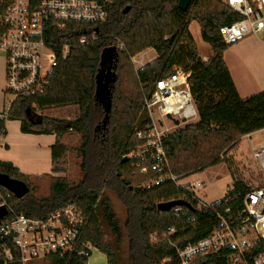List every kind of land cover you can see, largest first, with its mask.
Listing matches in <instances>:
<instances>
[{"label": "trees", "instance_id": "trees-1", "mask_svg": "<svg viewBox=\"0 0 264 264\" xmlns=\"http://www.w3.org/2000/svg\"><path fill=\"white\" fill-rule=\"evenodd\" d=\"M98 1L106 6L107 19L96 24H71L70 30L61 34L69 36V54L62 57V41L46 93L34 99H19L10 111V116L21 122L23 133L56 135V143L51 147L55 173L61 172L59 161L68 150L63 138L69 132L77 133L82 177L77 183L67 177H51L50 195L39 197L35 195L37 183L32 176L2 161L1 174L30 188L23 199L11 196L10 207L16 215L36 219L46 218L68 205L81 211L85 222L74 252L53 254L41 261L88 264L95 250L106 256L108 264H121V245L128 239L134 264H179L177 251L170 243L184 247L205 238L215 225L217 205L224 203L234 211L241 210L245 195L253 188L234 177L233 190L204 211L198 208L200 199L187 186H179L169 178L159 185L152 183L167 172L181 181L224 162L231 167L227 156L241 139L264 130V91L242 98L223 59L224 51L231 45L222 41L219 29L241 16L219 0H193L186 12L179 9V0ZM193 21L200 24L202 39L214 50L207 62L199 56L189 31ZM73 29L95 33V40L88 35L89 43L78 45L82 33ZM109 47L117 48L118 63L111 110L107 112L96 97V76L101 54ZM148 49L155 50L157 58L136 70L133 58ZM175 66L190 74V90L199 120L163 140L169 168L159 174L152 169L157 159L143 161L138 156H126L145 144L137 135L147 131L144 101L158 80L173 74ZM66 107L78 108L75 119H54L48 123L47 117H32V113ZM137 187L139 191L135 190ZM106 192L118 196L125 206L129 216L126 227L121 225ZM176 200L188 202L192 209L184 207L180 213L158 210L160 203ZM170 228L176 229L173 234L168 233ZM109 235L114 241L109 240ZM14 255L15 259L7 264H22L19 253ZM204 261L199 258L192 264ZM0 264L5 262L0 260Z\"/></svg>", "mask_w": 264, "mask_h": 264}, {"label": "built area", "instance_id": "built-area-1", "mask_svg": "<svg viewBox=\"0 0 264 264\" xmlns=\"http://www.w3.org/2000/svg\"><path fill=\"white\" fill-rule=\"evenodd\" d=\"M219 1L241 16L240 20L219 29L226 45H236L247 37L264 40V0ZM107 17L106 6L98 0H0V54L6 61L5 92L14 98L7 110L0 113V148L6 147V122L13 119L12 106L19 99L42 96L49 88L62 41L65 43L61 55L68 56L69 36L61 34L70 30L71 24H96ZM73 30L82 33L78 45H87L88 35L95 40V33ZM189 77V73L175 66L172 75L156 82L143 104L147 131L137 134L146 141L142 154L135 151L126 157L157 159L152 169L159 174L168 170L163 140L199 120ZM253 162L258 184L245 195L241 210L234 211L221 203L215 208V225L205 238L184 247L170 243L177 251L179 264H192L199 258L205 260L203 264H264V143L253 149ZM166 178L187 186L193 193L203 187L200 181L182 183L168 172L152 183L159 185ZM11 196V192L0 186V211L8 212L0 221V260L7 264L15 259L17 252L22 264H27L53 254L63 256L74 252L85 222L76 206L68 205L46 218L36 219L14 214L9 203ZM210 207L211 204L200 199V210ZM183 208L173 210L180 213ZM175 230L170 228L168 233Z\"/></svg>", "mask_w": 264, "mask_h": 264}, {"label": "rangeland", "instance_id": "rangeland-1", "mask_svg": "<svg viewBox=\"0 0 264 264\" xmlns=\"http://www.w3.org/2000/svg\"><path fill=\"white\" fill-rule=\"evenodd\" d=\"M189 31L191 32L199 56L212 58L214 56V50L212 46L206 43L202 39L201 27L197 21H193L190 24ZM251 40L247 37L244 41ZM243 42V41H242ZM241 43V42H240ZM239 44V43H238ZM229 46L223 53V59L228 60L232 58L237 45ZM156 51H147L143 54L136 56V61H143L142 64H137V67L143 64L147 65L150 61H154L156 57ZM134 59V58H133ZM203 60V59H202ZM134 67L135 63L133 60ZM136 70H138L136 68ZM6 61L0 54V113H4L7 110V106L13 101V96L5 92L6 90ZM127 85V84H126ZM79 113L76 107H66V108H51L43 111L42 113H34L33 118L38 119L39 115L47 117L48 123L51 120H63L69 121L76 118ZM198 122V121H197ZM21 122L15 119H10L6 122L7 135L5 138L6 147L0 148V161L10 162L16 166L26 165L28 167L32 166L31 170H24L32 176V179L37 183L35 195L39 197L49 196L51 177H67L72 183H77L81 177L82 173L80 170L81 159L76 151L80 145V136L77 133L69 132L65 135L62 141L66 144L67 152L64 157L59 161L58 168L61 170L60 173L53 172V166L51 156H48L47 142L44 140H52L56 143L55 136L51 135H36V134H25L21 131ZM264 143V131L253 136L252 138L243 137L240 144L227 156L230 158L232 166L230 167L227 162H224L218 166L212 167L204 171L203 173L192 175L185 178L182 181H200L203 184L201 189H195L196 196L208 204L216 203L224 199L227 193L233 190V178L239 177L244 182L249 184L251 187H255L258 184L257 170L253 162V149ZM144 146V145H143ZM143 146L138 147L137 153L142 154ZM8 147V148H7ZM48 160V161H47ZM35 162L40 163L45 166L36 170ZM47 164L50 167L47 168ZM32 171V172H29ZM40 171L41 174H36ZM236 174L233 176V174ZM150 181L144 182L141 187L147 186ZM106 195L111 199L113 209L123 227H126V222L128 221V213L125 206L122 204L120 198L111 192H106ZM109 240L114 241V238L109 235ZM97 255H102L100 252L93 250V257ZM121 264H134L133 256L130 252V243L126 239L121 245V251L119 253ZM34 264H51L49 261L37 260Z\"/></svg>", "mask_w": 264, "mask_h": 264}, {"label": "crops", "instance_id": "crops-1", "mask_svg": "<svg viewBox=\"0 0 264 264\" xmlns=\"http://www.w3.org/2000/svg\"><path fill=\"white\" fill-rule=\"evenodd\" d=\"M250 38L251 40H249L248 42L243 41L236 46L237 49L235 50L232 58L228 60L225 59V62L230 70L231 76L238 90V93L242 98H247L251 95L264 91V40L256 37H250ZM152 50L153 49H148L144 52L152 51ZM144 52H142L141 54H143ZM156 58L157 55L155 59ZM202 59L207 62L210 58L208 59L207 57L206 58L202 57ZM133 60L137 69H141L145 66V64H143L142 66L137 67V64H142L143 61L140 62L136 61V57H134ZM262 131L264 130L249 134L247 136L248 138H252L253 136L261 133ZM55 139L57 140L56 136ZM44 142H47L48 144L47 146L48 148H50L49 151H47V154L48 156H51V160H52L51 147L55 144V142L49 139L44 140ZM14 166L17 167L20 170V172L25 175H33V174H28L24 171L26 169L31 170L32 166L28 167L26 165H23L22 163L18 166L16 165ZM21 166L24 168V170L22 169ZM41 167H43V169H46V167L42 166L39 162L38 163L35 162L36 170H38ZM47 168L48 169L50 168L48 164H47ZM52 168L53 166H51L50 169ZM36 174H41V172L39 171ZM88 264H108V261L106 256L102 254V255H97L96 257L92 256L89 259Z\"/></svg>", "mask_w": 264, "mask_h": 264}, {"label": "water", "instance_id": "water-1", "mask_svg": "<svg viewBox=\"0 0 264 264\" xmlns=\"http://www.w3.org/2000/svg\"><path fill=\"white\" fill-rule=\"evenodd\" d=\"M193 0H179L178 7L181 11L186 12L192 5ZM118 63V51L116 47L105 48L101 54L100 69L96 76V97L104 104L107 112L111 110V91L116 83V70ZM0 186L10 191L17 199H23L30 193V188L22 181L14 180L7 175L0 173ZM139 191L140 188H135ZM176 207H187L192 209V206L184 200H176L167 203H160L158 210L168 212ZM7 216V210L0 211V221Z\"/></svg>", "mask_w": 264, "mask_h": 264}, {"label": "bare ground", "instance_id": "bare-ground-1", "mask_svg": "<svg viewBox=\"0 0 264 264\" xmlns=\"http://www.w3.org/2000/svg\"><path fill=\"white\" fill-rule=\"evenodd\" d=\"M193 4V3H192ZM10 192V191H9ZM12 194V193H11ZM12 196H14L13 194H12ZM15 197V196H14ZM187 208V207H186ZM174 209V208H173ZM8 213V212H7Z\"/></svg>", "mask_w": 264, "mask_h": 264}]
</instances>
